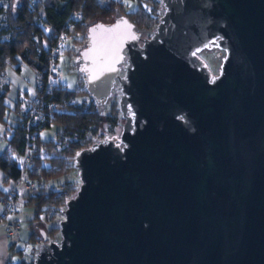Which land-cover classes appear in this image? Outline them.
<instances>
[{"label": "water", "instance_id": "1", "mask_svg": "<svg viewBox=\"0 0 264 264\" xmlns=\"http://www.w3.org/2000/svg\"><path fill=\"white\" fill-rule=\"evenodd\" d=\"M161 10L150 37L126 15L88 27L79 72L124 122L76 154L34 264H264V0ZM205 49L225 51L218 74Z\"/></svg>", "mask_w": 264, "mask_h": 264}, {"label": "trees", "instance_id": "2", "mask_svg": "<svg viewBox=\"0 0 264 264\" xmlns=\"http://www.w3.org/2000/svg\"><path fill=\"white\" fill-rule=\"evenodd\" d=\"M152 2L155 11L161 9V2L160 4L159 2ZM120 3L119 0H109L105 3H102L100 0H41V3L33 6L32 0H9V5L6 9L0 6V15L5 13L7 21V27L0 29V76L4 73L6 66L10 62L18 63L19 59L31 65L35 72L43 69L48 64V55L44 47L45 41H51L55 34L60 33L66 28V21L72 12H81L83 16L80 22H76L71 26V29L73 28L72 31L75 33L82 31L84 34H87L88 27L98 20L112 21V17L117 13ZM13 6H15L14 9ZM41 6H44L42 13L44 14L45 22L50 27L49 33L45 32L34 20L35 15L41 14ZM131 16L128 17L135 23L136 28L147 29L156 23V19L152 18V16L142 15L138 12H133ZM7 34L9 38L4 39L3 36ZM36 35L40 39L39 42L34 39ZM20 68V66L17 67L18 70ZM9 90V86H6L5 91L0 93V122L10 129L9 145L17 156L26 147V137L22 128L11 127L10 116H12L13 111L14 117H18L19 105L15 103L14 108H12L7 103V93ZM80 94L89 93L85 87L82 90L74 91L67 87L57 93L56 96L58 98H76ZM118 120V116L105 115L102 106L95 101L88 108L71 105L68 111L58 114L52 121V124H48L47 128H44L48 129L53 124L62 125L63 132L58 136V140H60L59 144H52V140L45 141L38 138L39 148L43 149L44 143L48 145L51 143L52 146H56L59 149V153L57 156L49 158L42 154L43 150L41 149L37 155L35 154L30 170L31 178L49 180L71 171L73 167L68 162L75 159L78 151L92 145L87 141L88 133L90 131L97 132L106 122L116 126ZM75 136L77 137L76 140H66V137L73 138ZM16 156L11 157L7 150L0 154V170L5 173L7 183L15 182L20 177L21 168ZM70 193L71 188L66 185L61 190L51 189L42 191L40 189L33 196L28 193L25 196L26 203L34 204L36 208L33 226H37L39 221L43 220V215L64 198H67ZM0 194H3V191L0 190ZM43 224L47 225L44 221ZM44 230L49 237L54 239L52 233L56 230L55 228H48L46 226ZM41 235L40 239H42ZM35 238L34 231L31 234V241H34ZM55 238L58 239L57 236ZM8 264L13 263L9 262ZM18 264H34V262L23 260Z\"/></svg>", "mask_w": 264, "mask_h": 264}, {"label": "rangeland", "instance_id": "3", "mask_svg": "<svg viewBox=\"0 0 264 264\" xmlns=\"http://www.w3.org/2000/svg\"><path fill=\"white\" fill-rule=\"evenodd\" d=\"M102 3L108 2L109 0H100ZM121 3L119 4L117 13L112 17L113 19L121 16H131L133 12H138L142 15L152 16V18L156 19V23L153 26L145 29V28H137L142 32L143 36L150 37L153 34V30L157 26L159 22V18L162 15V10L158 9L155 11L154 4L152 1L161 2V0H119ZM9 5V0H0V6L6 9ZM155 11V13H153ZM132 17V16H131ZM133 22V21H132ZM7 27L6 15L5 13L0 15V29ZM73 30V28H72ZM75 33V32H74ZM76 34L77 41L74 44H71V49L68 50L62 55V61L64 66V80L68 85V88L72 91L74 90H82L84 87L86 88V80L85 77L79 72L78 64L76 63V56L79 50L86 45L87 36L82 31H78ZM4 39H8L9 35L3 36ZM82 40V41H81ZM200 55L206 60L208 65L210 66L212 72L214 74H218L225 57V51L220 49H212V50H203ZM11 61L10 59H7ZM20 66V70L17 67ZM34 82H35V70L31 65L26 63L24 60L19 59L18 63L10 62L4 71V73L0 76V93L5 91V87L9 86L10 90L7 93V103L14 108L15 103H18L20 99L24 97H32L35 93L34 91ZM29 92L26 94V92ZM32 92V93H31ZM79 102L78 106H85V108L90 107V105L95 101L90 94H80L78 95ZM96 102V101H95ZM97 103V102H96ZM19 110V107H18ZM105 115L110 114L111 116H118V124L116 126L111 125L110 123H104L97 132L90 131L87 136V141L91 144L98 141L101 138H104L107 134L114 135L120 134L123 125V118L121 112L119 110V96L117 91L113 94V96L109 99L107 104L102 107ZM18 116V113H17ZM10 124L12 128H19L17 126L18 117H14L13 111L12 116H10ZM62 125L53 124L50 128L45 129L41 132L39 138L49 141L52 140V144L56 143L58 140L59 134L63 132ZM11 136V132L8 126L0 122V154L4 152V150L9 151L10 156L14 157L16 154L12 150L9 145L8 139ZM38 144V140H37ZM44 147L39 148V144L37 149L35 150V154L37 155L41 149L43 150L42 154L47 157L57 156L59 153V149L55 146H52L50 143H44ZM73 169L69 172L64 173L61 176L51 178L49 180L41 181L42 191L58 189L61 190L64 185L71 188V193L67 198H64L60 201L54 208L48 210V212L43 215V220L39 221L38 227L44 229L46 226L48 228H55L56 230L52 233L54 235V239L60 238V221L64 218V209L66 208V203L70 199L71 196L75 195L80 187L81 180L79 177L78 169L75 166V159H72L68 162ZM4 178V177H3ZM2 179V175L0 174V182ZM11 185V182L8 183ZM39 189V190H40ZM16 190V200H18V213L13 216L12 219L19 220L22 226V229L19 234V242L18 247L22 251L15 252L13 255L12 262L13 264H18L23 260H27L30 257L29 262L35 261L36 253L40 248V231L37 226H35V240L31 241L32 234V225L31 221L35 214V205L34 204H25L26 199L25 196L28 192H20ZM32 196L36 195V193H30ZM25 204V205H24ZM43 221L46 222L47 225L43 224ZM34 225V224H33ZM33 243V245H32Z\"/></svg>", "mask_w": 264, "mask_h": 264}, {"label": "built area", "instance_id": "4", "mask_svg": "<svg viewBox=\"0 0 264 264\" xmlns=\"http://www.w3.org/2000/svg\"><path fill=\"white\" fill-rule=\"evenodd\" d=\"M41 0H32V5L36 6ZM41 14L34 17L35 22L47 33L50 31L49 25L45 22L42 13L44 6H41ZM81 12H72L66 21V28L53 36L51 41H45L44 47L48 55V64L35 72L34 95L24 97L19 101L17 126L22 128L26 137V147L23 152L16 157L21 168V174L17 181L6 193L0 194V203L3 205V215L6 218L7 234L17 235L22 226L15 220H9L8 217L18 212V200H16V190L28 193H36L42 184L39 178H31L30 170L34 161L35 150L38 147L37 140L44 128L52 124L54 118L70 109L71 105H77L79 97L76 98H58L57 93L68 85L64 80V66L62 55L69 49L71 44L76 41V34L71 26L82 20ZM34 39L39 42L38 35ZM77 139V137L67 138L66 140ZM57 140L56 144H59ZM44 243L40 241V246Z\"/></svg>", "mask_w": 264, "mask_h": 264}, {"label": "crops", "instance_id": "5", "mask_svg": "<svg viewBox=\"0 0 264 264\" xmlns=\"http://www.w3.org/2000/svg\"><path fill=\"white\" fill-rule=\"evenodd\" d=\"M28 93L29 92L27 91L26 94H28ZM0 174L2 175V179L0 182V190L3 191V193H6L13 186L14 182H11V185L9 186L8 183L6 182L7 178L5 177V173L2 170H0ZM25 204H27V203H25ZM3 210H4L3 205L0 203V264H8L9 262L13 263L12 262V259L14 257L13 254L15 252L22 251V250L18 247V242L20 239L19 238L20 232L17 235H13V236H10L7 234L6 218L3 215ZM17 213L15 215H17ZM15 215L9 216L8 219L9 220H15L16 222L20 223L19 220L12 219L13 216H15ZM34 223H35V221L32 219V221H31L32 232H34V230H35V227L33 226ZM32 245H33V243H32ZM29 260H30V257L25 261L29 262Z\"/></svg>", "mask_w": 264, "mask_h": 264}, {"label": "snow or ice", "instance_id": "6", "mask_svg": "<svg viewBox=\"0 0 264 264\" xmlns=\"http://www.w3.org/2000/svg\"><path fill=\"white\" fill-rule=\"evenodd\" d=\"M15 6H13V9H14ZM134 38V37H133ZM193 55H196V53H193Z\"/></svg>", "mask_w": 264, "mask_h": 264}, {"label": "flooded vegetation", "instance_id": "7", "mask_svg": "<svg viewBox=\"0 0 264 264\" xmlns=\"http://www.w3.org/2000/svg\"><path fill=\"white\" fill-rule=\"evenodd\" d=\"M78 55V54H77ZM77 57V56H76Z\"/></svg>", "mask_w": 264, "mask_h": 264}]
</instances>
